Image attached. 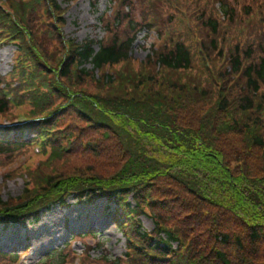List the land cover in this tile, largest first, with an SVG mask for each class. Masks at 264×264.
I'll list each match as a JSON object with an SVG mask.
<instances>
[{
    "label": "trees",
    "instance_id": "16d2710c",
    "mask_svg": "<svg viewBox=\"0 0 264 264\" xmlns=\"http://www.w3.org/2000/svg\"><path fill=\"white\" fill-rule=\"evenodd\" d=\"M7 2L0 4V33L15 36L18 62L30 64L15 79L34 91L31 117H46L32 130L56 131L73 147L64 154L54 142L47 164L73 158L90 167L38 174L18 199L6 204L0 196V210L14 218L34 213L38 220L41 209L106 191L127 213L149 208L156 220L153 237L130 226L127 234L138 245L129 246L131 264H264V0L241 10L229 0L191 5L212 65L206 71L180 41L135 69L140 26L132 13L119 14L130 0L122 2L116 30L107 23L110 40L98 48L65 38L55 0ZM42 5L43 26L37 23ZM128 18L129 31L119 33ZM219 41L223 51L216 55ZM10 111L0 98V117ZM25 146L0 140V156ZM130 195L135 209L123 203ZM198 218L200 228L193 222ZM93 264L122 262L104 255Z\"/></svg>",
    "mask_w": 264,
    "mask_h": 264
},
{
    "label": "rangeland",
    "instance_id": "374dc122",
    "mask_svg": "<svg viewBox=\"0 0 264 264\" xmlns=\"http://www.w3.org/2000/svg\"><path fill=\"white\" fill-rule=\"evenodd\" d=\"M55 2L65 13L66 23L62 29L63 33L69 39L75 40L77 44L83 45L88 41H94L96 44L94 48H98V42L105 37L99 17L109 10L111 0H103L97 9L91 0H81L75 4H69L68 0H55ZM232 3L235 4V0H232ZM45 9V5L38 8L41 16L44 15ZM149 11L151 16L159 15L155 9H149ZM143 37L144 35H141L137 43L132 46V57L136 66L146 62L150 52L149 47L145 46ZM51 40L54 41V39ZM13 54L14 48L12 46H0V76L11 71ZM88 68L91 70L92 66L88 65ZM0 119L2 118L0 117ZM63 161L52 162L51 165H48L47 162L38 159L24 170L10 173L8 177L3 176L4 170L0 168V195H2L3 201L8 203L11 199L20 197L24 191L25 182L37 178L38 174L42 176L53 174L52 176H54L56 171H65L66 174H69L68 171H70V174L73 175L79 171H85L83 167H90L82 162L75 163L73 158ZM39 164L41 165L39 167L45 169L36 170ZM68 205L66 207H54L38 222L28 223L26 227L11 226L5 233L0 234V242H6L4 247H0L7 248L10 240H20L21 245L28 244L30 247L26 264H36L53 250L59 249L58 247L62 246L60 248H63L71 241V236L94 230L97 232V238L73 240V249L82 253L85 250V243H88L90 246H95L92 251L94 258L102 256L103 253L101 254V252L106 250L113 256H120L125 253V237L118 231L109 214L110 211L114 210V204L108 208V202L104 199L93 204H78L77 201L70 199ZM180 219L183 218L180 217ZM141 221L144 230L153 232L154 222L149 217H142ZM193 222L198 223V228L204 225V220L201 218ZM199 234H195V237Z\"/></svg>",
    "mask_w": 264,
    "mask_h": 264
}]
</instances>
